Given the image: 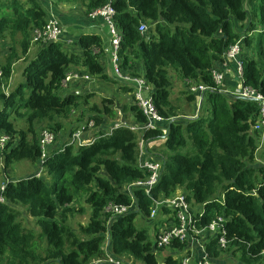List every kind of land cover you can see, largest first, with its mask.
Returning a JSON list of instances; mask_svg holds the SVG:
<instances>
[{"label":"trees","instance_id":"obj_1","mask_svg":"<svg viewBox=\"0 0 264 264\" xmlns=\"http://www.w3.org/2000/svg\"><path fill=\"white\" fill-rule=\"evenodd\" d=\"M53 1L55 5L71 2ZM81 1L88 17L110 0ZM46 2L0 0V42L10 43L7 61L0 65V137H10L0 152V163L4 171L25 160L40 166L36 175L4 181L0 264H93L108 255L159 264L157 252L162 249L155 247L150 234L139 229L135 220L139 215L151 220L152 198L174 197L179 192L194 206L207 203L202 225L216 215L227 220V249H220L217 239L205 244L215 264H264V152L263 163L257 162L264 135L254 129L259 102L216 88L211 75L225 51L240 42L248 48V54L241 56L244 85L264 96V68L254 57L264 35V0H112L116 26L123 36L122 68L148 82L165 121L155 130L141 132L114 128L116 122H110L118 118L114 101L104 98L102 108H90L93 116L87 120H95L97 137L83 146L68 142L86 124L84 107L92 95L61 94L66 90L62 83L69 72L77 71L119 84L109 78L102 62V56H108L104 45L110 43V33L81 35L73 43L77 50L69 49L65 42L41 45L28 59L34 31L48 22ZM143 23L149 26L144 35L139 32ZM255 39L256 50L252 48ZM20 60H27L25 81L7 93L3 87L9 85L15 62ZM172 72L184 82L182 94L189 104L197 102L198 93L191 92L187 82L207 87L200 93L199 114L188 115L172 99ZM123 86V91L132 93V88ZM124 110L133 116L128 123L145 124L135 102ZM77 112L76 124L66 123ZM176 117L184 118L169 127ZM42 130L53 132L55 142L62 132L68 139L63 147V143L49 147L43 165ZM160 140H164L163 148L154 155L161 164L160 178L147 195L144 188L134 185L149 176L138 165L139 144L143 141L142 151L151 158L150 145ZM81 198L92 215L76 232L70 217L78 212L74 203ZM110 202L133 205L134 209L111 217L104 212ZM19 206L35 220L39 232L22 225ZM171 248L179 252L186 244L174 243ZM180 263L173 256L165 261Z\"/></svg>","mask_w":264,"mask_h":264},{"label":"built area","instance_id":"obj_2","mask_svg":"<svg viewBox=\"0 0 264 264\" xmlns=\"http://www.w3.org/2000/svg\"><path fill=\"white\" fill-rule=\"evenodd\" d=\"M115 9L112 6V0L106 5L96 10L91 11L88 14V18L91 21L100 20L108 29L110 33V43L106 47L105 52L108 54L109 62L113 77L120 83L128 85L132 88L133 100L143 116L146 118V122L143 125L130 124L125 120H119L115 123L114 128L128 127L132 131H148L155 130L162 124L165 119L159 114L152 98V87L148 82L139 76H133L130 73H126L122 68V61L120 56V48L123 40V36L118 30L115 22ZM148 30L146 24H141L139 32L145 34ZM64 28L59 18H57L48 8V22L42 29H36L33 33V42L40 45H47L55 42H65L68 45L73 44L72 40H64ZM96 52H99L96 51ZM242 49L240 42L231 45L224 53L223 61L221 65L222 69L214 68L211 71L215 87L224 89L225 92H229L225 88V72L231 71L239 83L234 92H231L235 96L240 97H252L256 98L259 102V114L254 129L262 132L264 135V96L257 92L255 89L244 85V63L241 59ZM3 78V71L0 68V80ZM91 76L88 74H81L77 71H72L67 74L63 80L62 87L67 88L68 85L74 81H90ZM189 90L193 93H202L207 90L204 85L192 84L187 82ZM96 127L95 120H89L79 130H77L71 137L70 143L78 146L90 145L96 139L89 141H83V135L90 130H94ZM41 133L40 148H41V165L48 157V149L52 146L56 140V135L48 130H44ZM55 135V136H54ZM8 135H2L0 137V150L4 149V146L9 140ZM140 146V158L139 167L148 172L149 176L146 180H139L134 183L136 187H142L145 189L147 195H151V191L156 187L160 178L161 164L158 160L153 159L145 155L143 150V141ZM0 151V152H1ZM7 183V182H6ZM6 183L0 187V204L5 202L3 193L6 188ZM151 209L150 219L157 218L158 213L162 211L167 218V222L164 226L156 232L154 237V245L157 249H164L171 247L174 243L186 244V247L194 246V250L199 248L201 251L200 260L196 261V264H215L210 258L205 249V244L211 239H217V244L220 249H227L229 239L227 237V220L225 217L216 215L210 222L202 225L201 222L206 216L207 203L199 205L200 209H196L197 206L191 204L187 197L182 193H177L174 197L164 199H154ZM135 206V205H134ZM134 209L133 205H123L110 202L104 209L106 214L111 217H120L128 214ZM164 209H168L169 212L165 213ZM192 251V250H191ZM191 255H186L181 259L180 264H193L194 260L192 252ZM93 264H122V260L116 258L113 255H108L104 259H99L93 262Z\"/></svg>","mask_w":264,"mask_h":264},{"label":"rangeland","instance_id":"obj_3","mask_svg":"<svg viewBox=\"0 0 264 264\" xmlns=\"http://www.w3.org/2000/svg\"><path fill=\"white\" fill-rule=\"evenodd\" d=\"M46 4H47V7L49 8V10L57 18L60 19L61 23L63 21V24H65V28H66L65 32L68 31L69 34H72L73 35L72 37L74 40H76L78 37L81 36L80 32L82 31V28L88 26V25H86V23H84L85 19H86V14L84 13L85 9L82 6L81 0H71L70 3L66 2V3H61L59 5H55L53 0H48V2H46ZM248 7L250 8L249 3H248ZM78 24L81 28L74 30L75 26H77ZM147 27H148V30H147V32H148L149 26H147ZM63 28H64V25H63ZM84 32H86V31H84ZM259 41H260V50H258V54L254 55V57L262 64V67L264 68V56H263L264 55L263 54L264 53V35L261 36ZM257 43L258 42L256 40V42L252 45V48L254 50L257 49ZM40 47H41L40 44L33 42V37H32V45L30 48V53H29L28 59L33 58ZM261 47H262V50H261ZM68 48L72 49V50H77V46H75V44H71ZM17 49H18V53H20V48L17 47ZM241 49H242L243 55H245L248 51V48L245 47L244 44L242 45V43H241ZM9 51H10V43L6 42V41L0 42V65H3L6 63ZM241 56H242V54H241ZM26 61L27 60H24V61L20 60V61L15 62V65L13 67V74H12L11 80L9 82V85L7 87H5V86L3 87L5 92L9 93L16 86H18V84L25 81V77L23 76V70L26 66ZM170 74H171V78L173 81L172 99L177 100V104L181 105L182 110H184L188 115H192V114L196 113L195 111L188 109V102L186 100V96L184 94H182V92L185 90V86H183L182 80L176 75V73L172 72ZM73 83H75V81L70 83L68 85V87L66 88V90L61 92V94H66L67 92L76 91L77 93L82 92L84 94L92 95L89 98L88 105L86 107H84V109L86 110V117H85L83 124H85V121L88 120L89 116L90 117L93 116L92 115L93 113L90 111V108H92L94 105L99 106L100 108L103 107L102 106V100L104 98L113 99V101H114L113 107H115L117 105V103H119L120 109H122V106L125 103H126L125 106H129V102H131V100H132V97L129 96L127 92L123 91V89L121 88L122 85L114 84V83L110 82L109 80H102V79L99 80L95 77H92L90 81H85V82L79 81L78 85L70 86ZM80 93H78V94H80ZM0 107H1V104H0ZM199 111H200V109H199ZM119 117H121V116L119 115L116 120H113V121L110 120V122H118L120 120ZM76 119H78V112H77V114L72 116L69 120H67L66 123H71V126H74L76 124ZM42 131H44V130H42ZM42 131H40V139H41V133H43ZM96 132H97L96 130L87 131L83 135V141H89L87 139V136H89V134L91 136H93ZM87 133H88V135H86ZM58 139L59 140L54 142V143H56V144H54L55 146L53 145L54 147H56L59 144H62L64 142V140H66V142L68 141L64 132L59 134ZM158 142H156L157 144L155 143L156 145L155 144L152 145L151 149H155V151H158L157 149H159L161 147V143L158 144ZM68 143H70V142H68ZM140 144H142V142H140ZM63 146H64V143L61 145V147H63ZM154 146L156 148H154ZM144 147H145V145L143 143V149H144ZM263 152H264V149H263V147L260 146V149L257 152V162L258 163L261 162L260 159H261V154H263ZM157 153L158 152H156L155 154H157ZM261 163H263V162H261ZM2 166H3V164L0 163V187L3 185L2 182L6 181V179H9V177L12 179H19V178L29 176V175H33V174L36 175L37 174L36 170L40 167L39 163L38 164H30L26 160L12 163L10 165V168L7 169L6 171H4L2 169ZM40 175H42L41 172H40L39 176ZM74 207L78 210V212L74 213V216L70 217V225L73 228V230H75L76 232H79L80 225H85L89 222L91 215H92V210L85 203L84 198L77 200L74 203ZM18 209L20 210V213H21V215L19 216V219L21 220L22 225L27 230L33 229V230H36L39 232L40 227L35 223V220L31 216H28V214L25 211V208H23L22 206H19ZM159 220L162 221V223L160 224V227H163L164 224L167 222V218L165 217V215L162 211H160L158 213L157 218L152 220V221L148 220V218H146L144 215H139L135 220V224L139 229L146 230L150 234V238L153 242L154 237L156 235L155 231L157 230V228H156L157 224H154V223H156ZM159 230L160 229H158V231ZM170 249H171L170 247H167V248H164V249L157 252L159 264H165V261L167 258L166 257L167 253L168 252L172 253V251H170ZM174 255H176V254H173V257H174ZM121 260H122V264H143L141 262L135 261L131 257H123ZM229 264H233V263H229Z\"/></svg>","mask_w":264,"mask_h":264},{"label":"crops","instance_id":"obj_4","mask_svg":"<svg viewBox=\"0 0 264 264\" xmlns=\"http://www.w3.org/2000/svg\"><path fill=\"white\" fill-rule=\"evenodd\" d=\"M84 23H86V25H88V26H86V27H83L82 28V31L80 32V34L81 35H83V34H94V35H99L100 33H102L103 31H107L108 32V30H107V27L100 21V20H96V21H91L87 16H86V19H85V22ZM62 24H63V21H62ZM64 25V35H65V37H64V40H67V39H69V40H72L73 42L75 41L74 39H73V35L72 34H69L68 33V31H66L65 32V24H63ZM79 28H81L80 26H79V24L77 25V26H75V28H74V30H77V29H79ZM84 31H86V32H84ZM84 32V33H83ZM83 33V34H82ZM79 34V35H80ZM110 38V37H109ZM107 43H109V40L106 42V44L104 45V47H105V49H106V46H107ZM102 62H103V64L105 65V68H106V73L109 75V78H112V79H114V80H116L114 77H113V74H112V70H111V65H110V62H109V57L108 56H106L105 54L102 56ZM215 68H218V69H222L223 70V67H222V65L221 64H217L216 65V67ZM224 72H225V80H224V84H225V88L226 89H228V90H230L229 92H234L235 91V89H236V87H238L239 86V83L236 81V79H235V77H234V75H233V73L231 72V71H226V70H224ZM97 79H99V78H97ZM99 80H101V79H99ZM102 80H104V79H102ZM110 81V80H109ZM83 82H85V81H83ZM111 82V81H110ZM79 84V81H75V83H73V86H76V85H78ZM119 84L120 85H122V87H124L123 86V84L122 83H120L119 82ZM182 84H183V86H185V84H184V82L182 81ZM121 87V88H122ZM228 92V93H229ZM78 93H80V92H78ZM128 93V95L129 96H131L132 97V100H131V102H129V106H131V105H133L134 104V100H133V95H132V93L131 92H127ZM201 96V94H197V102L196 103H193V104H189L188 103V109H190V110H192V111H195L196 112V114H199V106L200 105H202V104H200V99L202 98V97H200ZM126 104V103H125ZM125 104L122 106V109H120L119 108V103H117V105L115 106V110L117 111V114H119L121 117H119V119L120 120H125V121H127V122H132L133 121V116H132V114L131 113H129V112H125V110H124V107H125ZM118 115V116H119ZM130 118V119H129ZM89 133V132H88ZM88 133L86 134V135H88ZM97 133L98 132H96L93 136H91L90 134H89V136H87V139L88 140H92V139H95L96 137H97ZM85 135V136H86ZM158 142V141H157ZM156 143V142H155ZM154 143V144H155ZM161 143V147L159 148V149H157V150H161L162 148H163V143H164V140H160L159 142H158V144H160ZM154 144H152V145H154ZM157 144V143H156ZM155 144V145H156ZM152 145H150V147L152 146ZM154 148H156L155 146H154ZM152 151H153V159H155V157H154V155H155V153L157 152V151H155V149H152ZM38 170V169H37ZM36 170V171H37ZM2 183H4V182H2ZM1 183V184H2ZM196 209H200V207L199 206H197L196 207ZM162 223V221H157L156 223H154V224H157V226L156 227H158V229H161L162 227H160V224ZM156 234V233H155ZM171 248V247H170ZM190 248H191V250L189 249V247H186V248H184L183 250H180L179 252H178V250H176V249H173V248H171L170 249V251H172V253H167V258L168 257H172L173 256V254H176V255H174V259L175 260H179L180 261V259H182L184 256H186V255H191L190 253L192 252V254H193V257H194V260H193V258H192V261H193V264H196V261L197 260H200L199 258H200V255H201V251H200V249L199 248H196L195 250H194V246H190ZM182 254V255H181ZM181 255V256H180ZM214 262V261H213Z\"/></svg>","mask_w":264,"mask_h":264},{"label":"water","instance_id":"obj_5","mask_svg":"<svg viewBox=\"0 0 264 264\" xmlns=\"http://www.w3.org/2000/svg\"><path fill=\"white\" fill-rule=\"evenodd\" d=\"M147 41L149 40V38L146 39ZM201 99H200V104H202V99H203V94L201 95ZM237 98H241V99H245V100H248V101H258L256 98H252V97H240V96H236ZM199 109H201V105L199 107ZM179 118H184V117H176V118H172L170 121H169V127L171 126V124L173 122H175L177 119Z\"/></svg>","mask_w":264,"mask_h":264}]
</instances>
